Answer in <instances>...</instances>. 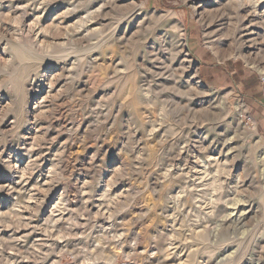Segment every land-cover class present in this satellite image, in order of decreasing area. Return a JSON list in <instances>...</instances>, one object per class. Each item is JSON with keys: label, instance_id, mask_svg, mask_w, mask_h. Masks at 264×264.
Returning <instances> with one entry per match:
<instances>
[{"label": "rangeland", "instance_id": "1", "mask_svg": "<svg viewBox=\"0 0 264 264\" xmlns=\"http://www.w3.org/2000/svg\"><path fill=\"white\" fill-rule=\"evenodd\" d=\"M0 264H264V0H0Z\"/></svg>", "mask_w": 264, "mask_h": 264}]
</instances>
